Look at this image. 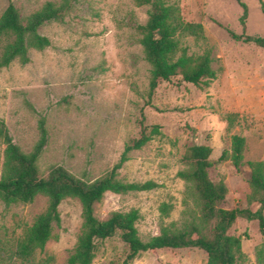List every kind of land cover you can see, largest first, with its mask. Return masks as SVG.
I'll use <instances>...</instances> for the list:
<instances>
[{"label": "rangeland", "instance_id": "rangeland-1", "mask_svg": "<svg viewBox=\"0 0 264 264\" xmlns=\"http://www.w3.org/2000/svg\"><path fill=\"white\" fill-rule=\"evenodd\" d=\"M60 0H0V17L13 2L26 17L46 2ZM165 0L180 20L176 37L182 54L210 52L215 78L197 86L179 76L162 81L151 99V65L144 57L138 24L146 23L149 6L133 0H78L63 22L40 28L51 45L30 50V61H13L0 70V118L16 144L29 153L40 137L45 118L48 142L38 167L47 175L62 165L86 181L109 172L120 160L126 144L139 136L141 125L160 126L157 134L118 170L124 182L152 180L157 187L124 194L107 192L97 206L105 218L112 211L139 210L136 225L142 240L159 234L163 225L182 226L198 204L179 176L183 155L194 144L213 148L209 175L224 181L226 209L245 208L250 192L249 161L264 160V47L236 35L264 38V0ZM12 37L0 38V55ZM246 139L243 164L230 159L232 137ZM6 145L0 139V178ZM166 203L170 212L164 215ZM48 198L6 206L0 200V264H21L10 258L18 239L36 216L46 210ZM257 209V203L250 206ZM61 223L54 237L36 253V264H68L82 224V206L67 197L60 206ZM242 239L236 264H264V234L258 220L237 218L229 231ZM92 264H123L129 248L120 234L98 242ZM4 247V250L2 248ZM200 249L163 248L141 253L130 264H207Z\"/></svg>", "mask_w": 264, "mask_h": 264}, {"label": "trees", "instance_id": "trees-1", "mask_svg": "<svg viewBox=\"0 0 264 264\" xmlns=\"http://www.w3.org/2000/svg\"><path fill=\"white\" fill-rule=\"evenodd\" d=\"M78 0L48 1L40 9L24 17L13 2H10L0 17V38L12 37L0 55V70L13 61H30V50H44L51 45L48 36L40 28L49 22H63ZM139 6H149L148 19L138 24L136 30L143 47L144 57L151 65L149 99L162 81L180 77L183 81L197 86L207 85L215 78L210 52L193 56L182 54L176 58L179 42L176 37L180 16L165 0H133ZM243 7L242 23L248 16L247 5L237 0ZM180 23V22H179ZM181 25V23H180ZM245 42H255L264 47V38L257 35H236ZM40 137L31 152L22 151L0 118V139L6 145L4 170L0 178V200L11 206L18 203H32L37 196L48 198L46 210L36 216L33 223L24 230L10 258L21 264H36L38 251H43L48 241L54 237V224L61 223L59 206L67 197L77 198L82 206V224L77 242L68 258V264H92L98 251L100 240L120 234L127 244L129 253L123 264H130L141 253L163 248L203 250L207 264H236L242 252V239L229 233L237 218L258 220L264 234V160L249 161L250 192L245 208L226 209L222 203L228 189L224 181L214 182L209 175L213 165V148L207 144H194L183 155L185 168L179 176L188 184V192L198 204V212L182 226L176 223L163 225L160 233L144 241L139 235L137 221L139 210L112 211L105 218L97 214V206L107 192L124 194L132 191H147L157 187V183L124 182L118 178V170L130 159V153L141 149L153 137L160 134V126L149 128L142 123L138 137L129 141L114 167L94 181L79 178L62 165L53 166L47 175H42L38 161L48 142L45 118L39 121ZM246 139L240 135L232 137L230 150H224L221 159H230L239 169L243 164ZM257 203V209L250 206ZM164 215L170 212L169 205L161 207ZM4 250V247L2 248ZM1 256V254H0Z\"/></svg>", "mask_w": 264, "mask_h": 264}]
</instances>
